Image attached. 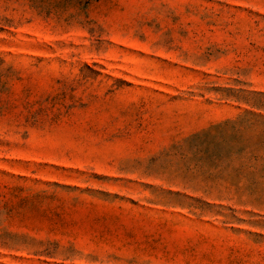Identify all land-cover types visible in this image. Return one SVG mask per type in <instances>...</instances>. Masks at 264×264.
Here are the masks:
<instances>
[{
    "label": "rangeland",
    "instance_id": "rangeland-1",
    "mask_svg": "<svg viewBox=\"0 0 264 264\" xmlns=\"http://www.w3.org/2000/svg\"><path fill=\"white\" fill-rule=\"evenodd\" d=\"M0 264H264V0H0Z\"/></svg>",
    "mask_w": 264,
    "mask_h": 264
}]
</instances>
